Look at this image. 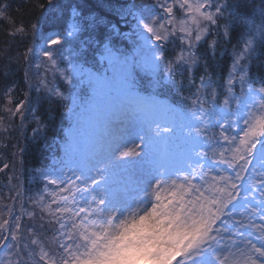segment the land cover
<instances>
[{"label":"snow or ice","instance_id":"6c2138e0","mask_svg":"<svg viewBox=\"0 0 264 264\" xmlns=\"http://www.w3.org/2000/svg\"><path fill=\"white\" fill-rule=\"evenodd\" d=\"M157 6L162 15L135 17L138 45L154 74L163 66V79L180 97L181 107L140 95L134 78L126 74L122 81L124 118L113 121L116 131L78 159L74 158L76 146L67 143V170H41L46 184L43 194L28 198L33 210L25 207L19 178L15 173L9 178L17 185L15 199L9 197L11 204L0 207V251L6 256L0 264H140L141 260L153 264H264V75L258 79L251 75L253 62L264 67V0L259 4L255 0L250 4L248 0H157ZM241 7L250 8L258 23L243 26L241 46L234 49L221 93L218 78L199 48L202 42L208 44L214 57L218 41L207 38L215 32L230 40L233 10ZM9 8L10 4H0V18H6ZM100 21V17L92 18V23ZM38 28V22L27 27L21 22L9 35L26 38ZM78 30L73 25L65 36L47 37L40 49L46 60L35 66L43 64L60 72L72 85L57 57L67 36ZM176 41L179 50L169 58L166 45ZM102 44V54L110 63L126 69L135 66V58L114 48L110 35ZM3 51L6 59H13L7 49ZM33 51L29 47L23 52L26 62ZM201 63L204 74L197 84L193 73ZM5 69L7 79L11 71L7 65ZM186 72L188 87H194L189 95L184 94V79H177ZM87 75L103 83L100 77ZM24 77L27 82V70ZM37 88L50 98L71 100L69 112L75 113V96L65 95L54 84L50 87L46 77L40 78ZM16 89V81L4 86L7 123L0 116V137L9 131L14 118L24 126L30 101L27 94L15 100ZM241 123L242 135L236 132ZM178 133L183 144L176 151L173 140ZM8 147L0 139V149ZM0 163V173L10 169L9 163ZM115 170L136 177L118 194L108 187Z\"/></svg>","mask_w":264,"mask_h":264},{"label":"trees","instance_id":"16d2710c","mask_svg":"<svg viewBox=\"0 0 264 264\" xmlns=\"http://www.w3.org/2000/svg\"><path fill=\"white\" fill-rule=\"evenodd\" d=\"M241 2L243 3L244 0ZM251 2L252 0H248L249 4ZM4 3L10 4V8L6 18H0V116L5 117V123H7V114L3 112L5 104L3 89L6 83L16 81L17 89L14 99H24L27 94L30 103L26 105L24 126L21 128L20 119L14 118L9 131L0 137L4 143L9 145L7 149H0V160L10 165V169H5L0 173V207L11 204L9 197L15 199L17 181L9 179L15 173L19 178V191L25 207L31 211L34 206L28 198L43 194L46 184V178L41 176V170L47 171L64 167L66 164L63 163V160L68 162V159H64L63 145H66L70 139V130L74 125L82 128L88 127L84 122V117L81 119V115L88 113L84 110L83 103H85L86 97H90V87L85 85L79 89L78 82L74 79H72L73 84L68 85L58 76L54 81H48L50 87L54 84L64 91L65 95L76 97L80 119L77 117L75 119L69 112L72 105L71 100L59 101L56 97L50 98L48 93L43 90H38L39 78L43 77L45 73L32 68L35 73L32 74L31 81L37 79V83L33 86L34 84L31 82L32 85L29 87L28 81L26 82L24 77L27 62L23 58V52L34 42L41 43L49 36L55 34L65 36L72 31L71 26L75 25L79 30L73 38L64 43V48L74 55L78 66L100 73L102 69L98 59L105 56L102 54V41L107 42L110 35L112 45L119 50L120 54L129 58L135 56V51L139 49L138 42L135 41V33L138 29L135 17H152L159 12L151 8L154 5L153 0H52L51 5L48 0H0V4ZM255 3L259 4L260 0H255ZM37 4L43 5V7H34ZM121 10H123V15L119 14ZM233 11L235 12V24L232 26L230 40L218 37L215 32L207 38L209 41H218L214 57L209 51L208 44L202 42L199 48V52L209 61L215 77L218 78L220 92L223 90V82L233 61L230 53L240 46L243 26L258 21L250 8L241 7ZM94 17H100L101 21L92 23ZM21 22L26 27L31 23L38 22L39 28L35 32L29 31L26 38L11 37L10 31ZM114 28L117 31H113ZM179 47V41H176L175 44H167L166 55L172 58ZM4 49H7V55L13 59L5 58ZM16 58H19L18 61ZM261 59L264 60V57ZM5 65L11 71V75L7 79L3 76V72L6 70ZM203 74V64L201 63L193 73L197 84L199 76ZM251 75L258 79L259 76L264 75V67L258 66L254 62L251 67ZM163 76H166V73H163ZM187 76L186 72L184 77H177V79H184L185 95L194 91V87L189 88L187 85ZM29 78L31 75H28ZM134 80L142 92L153 93L154 96L171 105L177 108L181 107L180 97L168 83L155 84L156 81L147 78L140 71L136 72ZM34 129L38 130L34 132ZM20 149L23 151L21 152ZM2 166L3 164L0 163V167ZM19 208L20 204L17 203L15 205L17 212ZM35 211L39 212V209L36 208ZM44 235L50 237L51 233L45 232ZM3 255L0 260L6 258L5 254Z\"/></svg>","mask_w":264,"mask_h":264},{"label":"rangeland","instance_id":"374dc122","mask_svg":"<svg viewBox=\"0 0 264 264\" xmlns=\"http://www.w3.org/2000/svg\"><path fill=\"white\" fill-rule=\"evenodd\" d=\"M153 1L154 5H152L151 8L157 10L159 15H162V10L157 6V0ZM256 23H258V21H256ZM71 29H73V25L71 26ZM138 31L139 29H137L136 33H138ZM76 33L67 36V40L73 38ZM136 33L135 41L138 42L139 36ZM131 38L133 41V37ZM45 40H42L41 43L34 42L31 45V48L34 51L32 56L27 61L26 70L28 71V75H31V78L28 79V85H32V82L34 84L33 86H35L37 83V79L31 81L32 74L35 73L34 70L32 71V68L45 73L43 77H46L47 81L52 82L57 76L58 78H62L64 80L63 76L60 75V72H54L43 64L40 68L35 66L37 63H42L46 60V58L43 57L40 52V49L45 46ZM230 55L234 58V51L231 52ZM130 58H135L136 64L134 67L126 69L124 65L120 63H110L106 59V56H102L98 59L100 62V68L102 70H100V73H98V71H92L90 69H85L81 68V66H78V63L74 60V55L67 48H64L63 45L62 54L61 56L57 57L59 68L65 71L71 79H74L76 82H78L79 89L83 86L85 87V85L89 86V93L91 97V99H89L90 97H86L84 100L85 103H83L84 110L88 113L81 115V119L84 117V122H86L88 127L82 128L80 126L74 125L69 132L70 139L67 141V143H72L77 148L74 158L78 159L82 154L90 152L96 147L98 142L103 141L110 133H114L116 131V128L113 126V121L124 118L123 108L126 101L122 88V81L126 74L130 73L134 78L136 72L140 71L144 76H147V78H151L152 81L159 80L160 83H167L166 79H163L164 76L162 70L156 74L151 71L144 59V54L140 51V48L135 51V56ZM81 70H83L84 75H81ZM88 73H91L94 77H100L103 83L98 82L95 79L90 80L89 76L87 75ZM137 90L140 92L138 87ZM223 91L224 89L221 93H223ZM237 93H239L238 88ZM147 95L154 97L152 93H147ZM222 98L223 97L221 96V104ZM78 112L79 109L77 107L75 109V113L72 114L75 119L76 117L80 119L78 117ZM217 119H219V117H217ZM231 119L234 121L235 116L231 117ZM90 126L92 127L90 128ZM242 129L243 124L241 123L239 128L236 129V132L242 135ZM179 140V134H177V138H174L173 140L174 150L176 151H179L183 144V142H179ZM65 146L66 145H63L64 159H68ZM64 161L66 162H64L65 164L69 162L66 160ZM62 168H64L65 171L67 170L65 167ZM135 178V176L130 175L127 172L115 170L110 174L108 184L109 190L118 194L123 190L125 185H130ZM240 211H243V209L241 208ZM3 259H5V257ZM140 264H153V262L149 260H141Z\"/></svg>","mask_w":264,"mask_h":264}]
</instances>
